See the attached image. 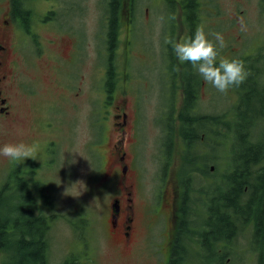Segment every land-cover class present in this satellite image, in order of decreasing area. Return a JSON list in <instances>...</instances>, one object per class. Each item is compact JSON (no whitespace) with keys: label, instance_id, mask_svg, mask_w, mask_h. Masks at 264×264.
<instances>
[{"label":"flooded vegetation","instance_id":"1","mask_svg":"<svg viewBox=\"0 0 264 264\" xmlns=\"http://www.w3.org/2000/svg\"><path fill=\"white\" fill-rule=\"evenodd\" d=\"M2 1L6 2L8 9L1 15L0 19V117L6 119L10 114L6 92L9 91L14 82H17V89L23 100L28 97V94H33V96L36 94L33 89L27 93L26 89L28 88L25 87L24 89L21 81L16 80L15 65L10 60L9 52L12 40L7 37V31L10 35L16 33L20 37L19 40L22 41L23 45L22 50L29 45V50L33 52V57L41 56L42 45L39 30L42 27L48 28L51 36L57 39H60L61 36L66 39L75 37L76 40L73 43V47L66 57L52 56L53 62L56 61L54 64L56 67H58L59 60H71L75 56L78 44L73 25L66 31L56 25L57 14L60 12L56 10L53 0L51 1L52 5L45 9L41 15L36 4L37 0H0V2ZM257 1L262 9L264 0ZM149 2L161 7V13L165 14L164 17H168L171 14L175 15V20L164 22L165 26L161 28L162 34L156 40L157 47L153 49L156 54L150 52L156 60L161 61L159 75L169 97L168 105L157 106V111L161 112L157 118L164 117L163 114L170 112L166 124L160 127L156 122H153L159 128L158 147H161L160 150H162V154L159 157L162 158L161 161L163 162L161 164L164 163L162 164L164 166L168 162L166 160L167 157H165L167 155L166 149L163 147H182L181 153L183 152V147H185L186 143L181 138L179 131L183 129L179 117L183 108L186 107V101L194 103L196 105L195 108L199 106L200 85L205 83L192 68L191 64L178 61L171 45L167 44L166 40L171 38L181 41L185 37L193 35L196 28L201 27L203 23L208 24V29H204L203 26L206 35L212 33L211 28L217 23L215 16L217 13V9H215L217 0H142V6H146ZM106 3L107 5L103 7V15L100 18V29L96 34L97 39L101 40L105 48L100 52H95V57L99 55L106 56L108 63L103 68L99 66L97 68L98 71L95 70L98 73V78L92 88L93 92H96L101 100L98 113L96 114L97 120L92 125L88 124L90 134L94 130L99 131L100 135L104 134L106 130L105 114L109 112L108 106L113 104L112 125L115 134L121 133V135L117 140V144L114 145L116 149L113 156L107 161L106 169L110 171L114 168L116 171L115 185L117 190L108 194L110 199L106 235L123 252L131 254L140 249L143 252L144 259L155 257L154 260H157V262L154 264H184L187 259L190 260L188 263H198L200 259L205 262L213 258L215 260L222 259L228 250H232L233 246L231 244L233 240L250 223L255 211L257 210L258 214L261 215L263 204L257 203L251 214L245 217L246 225H241L238 230L225 231L220 229L219 226L212 224L214 221L210 219L211 217H208V210L211 209H205L204 206L208 205L209 202L204 206H199L206 201L204 197H201V194H205V192L191 190L188 194H185L183 192L184 186L182 187L181 185L183 180H175L176 183L173 186L174 190L171 193L170 201L164 199L165 195L163 194L165 192L163 189L155 200L152 193L146 195V192L141 190L138 183H136L137 180L133 179L132 174L133 165L134 167L136 165L134 164L135 158L133 161L129 158L128 152L124 148V142L126 135L130 134V131L133 134L136 131L135 123L140 110L137 103L146 97L145 94L137 92L136 84L145 74L140 76L130 75L129 77L127 70H123L122 75H119L117 71L119 66H128L129 59L136 57L134 48L138 43L142 44L137 39V34L141 35L149 28L150 31H153L151 25L154 21L152 23V21L140 22L138 20L140 12L139 0H106ZM66 9L64 6L62 11ZM148 10L149 7H145L146 13H148ZM204 11H208L209 16ZM220 21L222 22L224 19L221 18ZM35 26H37L36 29ZM177 28L179 29L178 33L176 32ZM227 29L228 27L226 26L225 30ZM212 31L215 33V29L212 28ZM208 39L213 40V37L208 35ZM213 42L215 43L214 40ZM48 43L51 45L53 39L50 38ZM84 44L86 46V41ZM226 47L219 50L217 63L220 59H233L230 49L224 51ZM146 48L152 50L147 46ZM20 53H22V57H26L25 52ZM243 57L241 55V57L236 59L243 61ZM58 82L67 90V93L62 96V99L65 100H62V105L69 103L75 109L78 103L86 104L89 101L90 91L87 54L85 56V71L80 76V79L71 85V83H66L59 74ZM146 83L149 82L146 81ZM148 87L143 89L149 90ZM132 90H134L136 96L131 98L133 109L129 110V103L126 98H128V91ZM100 92L104 93V97L100 96ZM72 99H75L78 103ZM68 106L63 115L68 111ZM61 110L59 109L57 113L61 112ZM191 113L193 112H188L189 115ZM132 116H134L135 123L131 118ZM76 119L78 120L77 117ZM62 122H66L63 117L59 120L58 128L63 125L61 124ZM66 123L68 135L69 122ZM43 125L46 127L44 123ZM186 127H192L194 132L197 133V126L195 128L194 124L190 125L189 123ZM82 128L84 130V126ZM74 130L77 133L78 126ZM99 142L101 143L102 140H97V143ZM56 144L58 145L56 140L43 143L37 159L26 158L24 161L18 162L17 168H14L13 172L9 173L10 176L13 174L12 179L13 177L15 178L16 186H11L10 190L17 188V205L19 204V207L7 208L2 211L4 219H0V264H24L25 262L31 264L33 259L30 256V250L27 251L25 248L33 247V256H35L37 249H35V243L31 241L32 238L40 243L42 241V252H38L36 255L40 260L42 258V264H99L94 256V249H91L88 244L89 240L91 242L94 233L91 224L92 222L97 223L98 214L102 213H95L94 218L91 219L90 215L83 210L77 213L59 210L54 203L56 189L50 192L49 186H46L50 185V183L52 185L56 177L59 180L64 171V157L61 154L62 147H57ZM68 146H71L69 139ZM86 147H88L87 144ZM102 164L101 160L100 166ZM261 168V164L256 167L253 166L247 173H252V177L257 178L261 176ZM255 171L258 175L257 173L255 175ZM192 185L194 183L191 179ZM193 194L196 196L192 197ZM249 199H252V197ZM114 202H116L118 209L115 213L112 208ZM162 204L164 205V210H166L165 212L161 210ZM184 205H188L190 208L185 207L182 209ZM239 205L241 206L243 203H239ZM206 211L208 213L205 215L204 212ZM182 212L188 216L186 221ZM196 212L203 213L195 214ZM113 215H115V219H113ZM137 215L145 217L147 222L151 218L149 229H151V225L159 227L161 218L163 220L165 218L166 223L163 224L160 233L155 235V239L159 238L158 240L152 239L151 231L144 235L141 231L138 232ZM196 215L199 216L200 220L196 218ZM152 217H156V224H152ZM56 220L65 221L71 231L76 232L74 234L75 244L73 246L65 245L63 254H59L61 247L58 245V235L53 229V221ZM215 223H217V219ZM198 224H202V229L197 228ZM94 227L97 228L96 225ZM52 234L54 238H52ZM68 235L70 239L73 237L70 234ZM40 238L42 239L40 240ZM143 244L145 245L144 247L141 246ZM116 264L125 263L118 262Z\"/></svg>","mask_w":264,"mask_h":264},{"label":"rangeland","instance_id":"2","mask_svg":"<svg viewBox=\"0 0 264 264\" xmlns=\"http://www.w3.org/2000/svg\"><path fill=\"white\" fill-rule=\"evenodd\" d=\"M51 1H36L40 15L52 5ZM53 2L56 5V10L60 12L57 14L56 25L64 31L70 29L72 25L74 27L78 44L77 53L71 60H59L58 67H56L54 66L56 61L53 62L52 56L66 57L73 47V43L76 40L75 37L66 39L61 36L60 39H57L51 36L48 28L42 27L39 30L42 45L41 56L33 57V52L29 50V45L22 50L23 45L22 41L19 40L20 37L16 33L10 35L7 31V37L12 40L9 52L10 60L15 65L16 80L21 81L24 89L25 87L28 88L26 89L27 93L33 89L36 91V94L34 96L33 94H28V97L23 100L17 89V82H14L9 91L6 92L10 114L6 119L0 117V146L4 144L25 143L31 145L39 143L41 147L45 142L56 140L58 143V145L56 144L57 147H62L61 154L64 157V171L59 180L56 177L53 182L54 184L52 183L51 185L50 183V185L46 186H49L50 192L56 189L54 203L59 210H65L69 213H77L83 210L90 215L91 219L94 218L95 213H102L98 214V222H92L91 224L94 233L91 242L89 240L88 244L91 249H94V256L97 262L99 264H116L118 262L125 264H154L157 262V260H154L155 257L144 259L143 252L140 249L131 254L123 252L106 235L108 228L107 212L109 210L110 199L108 194L117 190L115 185L116 171L114 168L110 171L106 169L107 161L113 156L116 149L114 145L117 144V140L121 135V133L115 134L112 125L113 104L108 106L109 112L105 114L106 130L101 139L102 142H99L100 144L93 143V137L98 138L100 135L99 131L94 130L90 134L89 127V125H92L97 120L96 114L98 113L101 100L98 94L93 92L92 88L98 78L96 71H98L97 68L99 66L103 68L108 63L106 56L99 55L95 57V52H100L105 48L101 40L97 39L96 34L100 29V18L103 15V7L107 5L106 0H53ZM64 6L67 9L62 11ZM145 7H149L148 13H146ZM7 9L8 5L6 2H0V19ZM215 9H217V13L215 14L217 23L212 28L215 29V33H221L224 36L227 45L224 51L230 49L233 59L239 58L241 55L246 56L248 62L252 64L251 66L257 64L255 67H258L259 70H264V55L262 57L256 55V53L264 54V6L261 9L257 0H217ZM161 10V7L156 6L152 2H149L146 6H142V0H139L140 12L138 20L140 22L152 21V23L154 21L151 25L153 31H150L149 28L145 33L141 35L137 34V39L142 44L138 43L134 48L136 57L129 59L128 66H119L117 73L122 75V71L127 70L129 77L130 75L140 76L145 74L136 84L137 92H141V94H145L146 96L137 103L140 110L136 123L134 116L131 117L136 125V131L134 134L130 131V134L126 135L124 142V148L128 152L129 158L132 161L135 158L134 164L136 165L135 167L133 165L132 168L133 179L137 180L136 183H138L142 191L146 192V195L152 193L154 200L163 189L165 192L163 194L165 195L164 199L170 201L171 193L174 190L173 186L176 183L175 180H182V165L184 163L182 156L184 158L185 156L181 153L182 147H170V154L168 151V154L165 156L167 157L168 164L164 166L162 165L164 163L161 164L163 161L159 157L162 154L161 147H158L159 128L153 123L156 122L162 127L166 124L167 117L170 115L169 112L163 114L164 117L157 118L161 113L157 111V106L168 105L169 97L159 75L161 61L156 60L154 55L150 53L156 54L153 49L157 47L156 40L162 34L161 28L165 26V23L158 21L160 16H165V14L161 13ZM204 13L209 16L208 11H204ZM238 17L244 18L247 24L246 32L240 31V26L237 23ZM221 18L224 21L221 22ZM224 23L228 27L227 30H225L226 26ZM203 26L204 29H208L207 23H203L201 27L203 28ZM36 28L37 26H35ZM212 28L211 32L213 33ZM178 30L177 28V33ZM50 38L53 39L51 45L48 43ZM85 41L87 43L86 46L84 44ZM146 46L152 50H148ZM20 52H25L26 57H22V53ZM249 53H252V56ZM86 54L89 66V101L86 104H80L75 99H72L78 103L76 108L73 109L69 103L66 105L61 104L65 101L62 99V96L67 93V90L58 82L59 74L64 78L66 83L73 85L85 71ZM253 60L255 61L254 64L252 63ZM154 63L156 64L153 66ZM244 66L247 67V64ZM146 81L149 83H146ZM200 86L198 104L202 112H208L209 108L218 111L223 107L225 108L227 104V107H229L231 98L228 96V93H220L206 82ZM144 87H148L149 90L143 89ZM100 96L104 97V93L100 92ZM133 96H136L134 90L128 91V98L126 99L129 103V110L133 109L131 99ZM221 97H224V100L226 99L225 105ZM215 98L218 104H211L215 101ZM145 99L147 100L145 101ZM73 105L75 104L73 103ZM67 106L68 111L63 115ZM59 109L62 110L57 113ZM59 116H61L60 118L63 117L66 122H69L68 135L66 122H62L61 124L63 125H60V128L57 127L60 120ZM46 122L51 124L48 125ZM43 123L46 127H44ZM77 126L78 132L75 133L74 128ZM176 138L177 136L174 139L175 142ZM68 139L71 146H68ZM210 141V139H206V143H202L201 147L196 146L198 157H200V160L197 162H199V166H203L205 172L201 175L195 172V169L192 170V181L195 179V187L200 186L204 191H209L207 187L209 183L213 184L214 181H219L220 178L223 181L224 175L230 171L228 162L222 158L226 144H220L216 147L217 154H215L213 160L210 158L205 161L201 158V155L205 156V158L207 157ZM86 144L88 147H86ZM195 154L197 153L195 152ZM101 160L103 164L100 166ZM14 163L17 164L18 162H13L0 156V188L5 185L8 179L7 175L13 172L14 167H16V165L13 166ZM209 167L213 168L209 169ZM207 169H209V172L206 171ZM255 173L257 172L255 171ZM244 177L246 176L244 175ZM213 187L215 186L211 188ZM248 191L247 189L244 197L241 196L240 204L252 197V194L247 195ZM12 193L16 195V191ZM194 196L196 195L193 194L192 197ZM15 197L17 201V195ZM6 198L5 203H2V207L0 208V215L10 204L13 207L17 206L11 194L10 197L7 196ZM202 205L204 204L202 203ZM161 208L162 212L166 211L163 204ZM199 213L203 212H196L195 214ZM140 214L142 215V213ZM196 218L200 220L198 215H196ZM0 219H4V214L0 216ZM155 219L156 217H152V224H156L157 220ZM150 221L151 218L147 222L145 217L137 215V230L138 232L141 231L143 235L151 231V235H153L152 239L158 240L159 238L155 239V235L160 233V229L166 223V220L165 218L164 220L161 218L159 227L151 225L152 227L150 226L151 229H149ZM53 224V229H55L58 235V245L61 247L59 254H63L65 245L73 246L75 244L74 234L76 232H72L69 225L63 220L53 221ZM237 226L240 227L241 223L239 222ZM69 228L70 230H68ZM197 228L202 229V224H198ZM253 228H255L253 224H248V226L246 225L242 229V232L237 234V238L231 244L233 246L232 250H228L227 254L223 257L222 261L224 264H257L259 249L256 244L251 246L250 242V239L253 237ZM67 233L73 237L70 239ZM52 238H54L53 234ZM141 246L144 247L145 245ZM189 261L187 259L184 264H206L201 259L198 263H188Z\"/></svg>","mask_w":264,"mask_h":264},{"label":"trees","instance_id":"3","mask_svg":"<svg viewBox=\"0 0 264 264\" xmlns=\"http://www.w3.org/2000/svg\"><path fill=\"white\" fill-rule=\"evenodd\" d=\"M249 55L252 56V53H249ZM256 55L262 57L263 53H256ZM242 59H244L243 63L247 64L246 71L248 72V76L239 87H233L228 90V96L231 98L229 107H227V104L225 108L223 107L218 111L209 108L208 112H202L199 106L195 108L196 105L194 103L185 102L186 107L183 108L182 114L179 117L181 127L183 128L179 131L181 138L186 143L182 152L185 158L182 156L184 163L182 165L183 182H181V185L182 187L184 186L183 192L185 194H188L191 190L205 192V194H201V197L206 199L203 204L209 203L206 206L201 203V206H204L205 209H211L208 210L209 213L208 211L204 212L205 215L208 213V217H211L210 219L214 221L212 224L219 226L220 229L225 231L238 230L239 227L237 225L239 222L243 226L246 225L245 217L251 214L257 203L263 204L261 215L256 210L249 224H253L255 227L253 228V237L250 239V242L251 246L256 244L259 249L257 264H264V165L260 169L261 176L257 178H253L252 173H247L253 166L256 167L259 164H264V70H259L258 67H255L257 64H254V60L252 61L254 65L251 66L252 64L248 62L246 56ZM222 99L225 105L226 99L224 100V97ZM211 104H218L216 98ZM189 111L193 113L189 115ZM189 123L190 125L194 124L195 128L197 126V133L194 132L192 127H186ZM93 138V143H97V140L99 141L103 138V134L99 135L98 138ZM206 139L211 140L209 144L210 149L208 150L207 157L205 158V156L201 155V158L205 161L210 158L213 160L215 154H217L216 147L220 144H226L222 158L228 162V166L230 167V171L224 175L223 181L220 178L219 181H214L213 184L209 183L211 185L207 186L209 191L206 189L204 191L200 186L195 187V179L192 181L194 183L192 185L193 189L191 186V179L193 178L192 170L195 169V172L201 175L205 172L203 166H199V162H197L200 160V157H198L196 146L201 147L202 143H206ZM164 148L167 150L166 153L168 154L169 151L170 154V147ZM14 165H16L14 168H17V164L14 163ZM209 169L211 168L209 167ZM209 169L206 171L209 172ZM8 175L5 185L0 188V208L2 207V203H5L6 197H10V194L12 199L17 203L16 195L12 193L17 188L10 190L11 186H16L15 178L13 177L12 179L13 174L12 176L9 175V177ZM212 186L215 187L211 188ZM245 188L249 190L247 195L252 193V199L245 200L243 205L240 206L239 201L242 198L241 196L244 197L246 195ZM7 207L10 209L13 206L10 204ZM18 207L19 204L13 208ZM185 207L190 208L188 205H184L182 209ZM182 215H184L183 212ZM187 217L184 215L185 221ZM216 219L217 223H215ZM31 241L35 243V249H37L35 256H33V247L25 248L27 251L30 250V256L33 259L31 264H42V258L40 260L36 256L38 252H42V241L40 243L33 240V238ZM213 259L207 260L206 264H224L223 258L219 260ZM24 264H27V262Z\"/></svg>","mask_w":264,"mask_h":264},{"label":"clouds","instance_id":"4","mask_svg":"<svg viewBox=\"0 0 264 264\" xmlns=\"http://www.w3.org/2000/svg\"><path fill=\"white\" fill-rule=\"evenodd\" d=\"M175 20V15L160 16L161 23ZM241 32L247 31V24L243 17L237 18ZM208 35L213 40L208 39ZM206 35L202 27H197L193 35L185 37L181 41L167 39L178 61L189 63L195 72L220 93H227L230 88L239 87L247 78L248 72L243 61L239 59H220L217 63L219 50L226 47L224 36L221 33H209ZM39 143L31 145L25 143L4 144L0 146V156L13 162H21L26 158L33 160L38 158Z\"/></svg>","mask_w":264,"mask_h":264},{"label":"water","instance_id":"5","mask_svg":"<svg viewBox=\"0 0 264 264\" xmlns=\"http://www.w3.org/2000/svg\"><path fill=\"white\" fill-rule=\"evenodd\" d=\"M211 169H212V167H211ZM112 208H113L114 213L118 210V209H117V204H116V202H114V203L112 204ZM113 219H115V215H113ZM113 223H114V222H113Z\"/></svg>","mask_w":264,"mask_h":264}]
</instances>
